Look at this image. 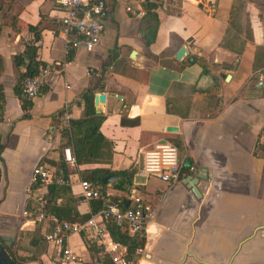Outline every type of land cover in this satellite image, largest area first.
<instances>
[{"label": "crops", "instance_id": "obj_1", "mask_svg": "<svg viewBox=\"0 0 264 264\" xmlns=\"http://www.w3.org/2000/svg\"><path fill=\"white\" fill-rule=\"evenodd\" d=\"M105 2L101 42L87 50L63 35L53 0H0V243L18 264L62 263L58 247L44 239L53 222L33 213L47 185L33 188L30 177L36 165L57 170L66 148L61 112L66 106L68 119L82 117L81 94L90 89L105 94L97 114L111 160L66 163L69 193L58 191L56 203L89 214L91 201L79 196L81 171L133 164L134 186L119 191L113 180L103 188L123 206L135 195L152 210L141 252L127 264H264V0H157L148 46L138 33L146 1ZM26 45L50 73L41 93L24 99L23 117L15 91L28 58L19 66L13 58ZM182 45L188 53L177 60ZM191 57L197 61L185 64ZM160 141L185 155L191 170L181 183L138 174L141 151ZM191 173L202 176L198 196L182 184ZM67 245L74 259L66 264H113L85 227L70 232Z\"/></svg>", "mask_w": 264, "mask_h": 264}, {"label": "built area", "instance_id": "obj_2", "mask_svg": "<svg viewBox=\"0 0 264 264\" xmlns=\"http://www.w3.org/2000/svg\"><path fill=\"white\" fill-rule=\"evenodd\" d=\"M146 2H156L157 0H145ZM54 4L61 11L60 25L63 35H73V44L79 43L89 50L101 42L104 22L107 16V6L105 0H53ZM130 11L129 7H126ZM144 12H140L143 15ZM50 73L48 65L39 66L36 71L22 79L20 95L24 99L37 97L45 84L47 75ZM60 120L64 123L68 120L66 106L61 112ZM62 158L67 164H74L73 156L68 147L62 149ZM185 155L179 153L178 149L168 142H156L145 148L140 153L138 174L143 177H154L164 182L167 186L181 183V179L186 175V169L191 167L184 163ZM57 170L48 169L42 165H36L31 171L30 181L34 188L47 185L51 182L67 183ZM79 196L83 200H100L101 208L91 214L84 223H70L67 221H57L54 216L45 214V199L43 196H35L34 215L36 220L47 219L53 222L51 230L44 235L46 241L56 245L62 255V263L74 259L71 250L67 245V236L70 232H76L82 228L87 229L88 238L106 254L113 264H127L128 260L121 252V246L115 242L104 226L105 220H113L116 223H124L126 229L132 234L144 232L147 221L152 217V210L147 209L141 198L132 195L131 205L124 207L109 200L106 193H101L89 181L80 179L78 181ZM24 214L29 215L27 211ZM99 218V221H97ZM137 253L141 252L137 248Z\"/></svg>", "mask_w": 264, "mask_h": 264}, {"label": "trees", "instance_id": "obj_3", "mask_svg": "<svg viewBox=\"0 0 264 264\" xmlns=\"http://www.w3.org/2000/svg\"><path fill=\"white\" fill-rule=\"evenodd\" d=\"M159 3L158 2H146L145 12L141 16L138 33L143 43L148 46L153 42L157 25L159 22ZM32 29V27H28ZM35 29V28H33ZM34 51L33 46L26 45L23 54L14 56L13 61L16 66H19L24 57L28 58L26 64V70L19 74V79H23L26 76L32 75L37 67L36 63L32 60L33 56L30 52ZM195 57L188 59L185 64H191L196 62ZM184 66V64H182ZM205 70L202 68L201 73ZM21 88V87H20ZM16 95H20V90H16ZM93 93L90 89H86L81 94L82 100V117L78 119H68L66 127L61 130V135L65 139V147H68L71 155L73 156L75 165H82L86 163H98V164H109L111 156L113 153L112 143L106 139L99 132V125L103 119L101 114L94 112L92 105ZM2 93L0 86V113L2 108ZM20 106L23 111V117H27V110L29 108V102H25L24 98L20 99ZM57 170L59 175L63 179H67V165L63 158L60 157L56 162ZM82 179L89 181L94 187H96L101 193L104 192V187L106 184L101 183V179L114 173L116 178L111 182V186L116 190H127L129 187L134 186L133 178L134 174H137L133 164L124 170H111L109 167H97L88 170L81 171ZM61 184V185H60ZM51 182L46 186V193L43 195L45 199V214L47 216H54L57 221H67L70 223H81L89 218V216L96 211H98L102 206V201L91 200L90 202V212L84 216H79L71 207L64 204L56 203V195L59 194L58 191L63 193H69V188L67 183ZM33 188L35 186H32ZM109 200L117 203L120 208H124L122 200H115V198H109ZM44 220V219H43ZM42 220V221H43ZM104 226L110 237L125 248L126 259L135 256L134 252L137 248H141L145 242L144 233L128 235L126 225L124 223H116L113 220H105Z\"/></svg>", "mask_w": 264, "mask_h": 264}, {"label": "water", "instance_id": "obj_4", "mask_svg": "<svg viewBox=\"0 0 264 264\" xmlns=\"http://www.w3.org/2000/svg\"><path fill=\"white\" fill-rule=\"evenodd\" d=\"M187 53H188L187 48L184 45H182L174 53V58L177 60H180L184 56H186ZM220 76L224 80H228V78H229L228 74L222 73V74H220ZM104 97H105V94L102 92L96 93L93 95V106H94V110L96 113H99L100 110L98 108V103L103 102ZM167 130H174V128L168 127ZM115 178H116L115 174L111 173L109 175L104 176L101 179V183L106 184L108 182L115 180ZM200 178L202 179V176L198 175V173H191L183 179L182 184H185L187 186V188L191 189V191L193 192V194L195 196H198L199 192H198L196 185H197L198 181L200 180ZM136 179H138V177ZM203 179H204V177H203ZM124 207H127V206H124ZM0 264H18L8 255V253L5 251V249L1 243H0Z\"/></svg>", "mask_w": 264, "mask_h": 264}, {"label": "rangeland", "instance_id": "obj_5", "mask_svg": "<svg viewBox=\"0 0 264 264\" xmlns=\"http://www.w3.org/2000/svg\"><path fill=\"white\" fill-rule=\"evenodd\" d=\"M26 215V214H25ZM31 216H33V215H31Z\"/></svg>", "mask_w": 264, "mask_h": 264}]
</instances>
